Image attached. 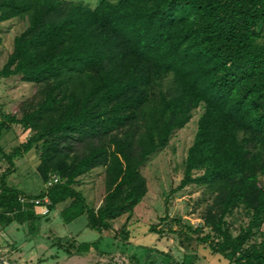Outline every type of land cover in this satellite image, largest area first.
<instances>
[{
  "label": "trees",
  "instance_id": "16d2710c",
  "mask_svg": "<svg viewBox=\"0 0 264 264\" xmlns=\"http://www.w3.org/2000/svg\"><path fill=\"white\" fill-rule=\"evenodd\" d=\"M15 19L26 28L0 83L17 77L37 90L0 119V161L10 166L0 177V232L13 223L34 229L36 208L19 199L48 196L50 212L71 201L65 223L85 215L91 230L117 238L114 223L148 193L143 167L202 109L177 190H205L210 232L183 226L179 243L231 264H264V0H101L95 8L0 0V24ZM13 126L30 137L7 153L1 143ZM33 148L43 182L59 180L37 197L6 181ZM99 168L106 194L93 207L77 187ZM238 212L249 222L234 235L228 218ZM56 241L70 255L97 245Z\"/></svg>",
  "mask_w": 264,
  "mask_h": 264
},
{
  "label": "rangeland",
  "instance_id": "374dc122",
  "mask_svg": "<svg viewBox=\"0 0 264 264\" xmlns=\"http://www.w3.org/2000/svg\"><path fill=\"white\" fill-rule=\"evenodd\" d=\"M83 3L92 8L101 0H66ZM116 1V0H111ZM26 24L12 20L0 24V69L7 62L14 49V39L22 33ZM37 88L35 84L25 83L17 77L5 79L0 83V119L4 114L16 112L19 105L32 98ZM202 109L194 113L192 121L183 130L174 133L169 146L153 155L142 169L148 182V193L133 215L124 216L114 223V232L99 233L88 227L87 216H81L72 223H65L61 213L70 206L71 201L61 203L48 216H43V207L36 208L39 216L34 229L29 223H13L0 232V259L6 264H231L221 255H212L208 249H192L181 246L176 232L183 226L203 227L205 236L210 232L204 228L202 215L209 200L203 188L191 185L177 190L185 175V160L193 144L198 129V119ZM29 132L20 126L5 135L2 146L10 153L15 147L24 144ZM40 150L33 148L15 160V171L7 177V183L24 193L37 197L46 191V184L37 171ZM10 168L0 161V177ZM77 189L84 195L90 206L99 207L106 194L104 169L94 170L81 178ZM176 190L174 193L173 191ZM168 216L161 223L160 219ZM180 219L181 224L173 220ZM234 235L249 222L243 213L229 217ZM154 227L156 230L151 231ZM172 229V231H170ZM264 230V225H263ZM187 232V230H186ZM124 234H128V239ZM69 241L74 244L97 243L89 252L70 255L56 241ZM184 240V238H182ZM195 251L199 253L194 255Z\"/></svg>",
  "mask_w": 264,
  "mask_h": 264
},
{
  "label": "built area",
  "instance_id": "2783aa9c",
  "mask_svg": "<svg viewBox=\"0 0 264 264\" xmlns=\"http://www.w3.org/2000/svg\"><path fill=\"white\" fill-rule=\"evenodd\" d=\"M59 180L58 178L54 177L52 180H50L47 184L46 187H52L54 184L58 183ZM2 193V187H1V180H0V194ZM19 202L22 204V206H29V205H33L35 208L38 207H43L44 211L42 212L43 216H48L51 212L49 209V205H50V199L48 196H45L43 198H39V199H35V198H30L28 196H22L19 199Z\"/></svg>",
  "mask_w": 264,
  "mask_h": 264
},
{
  "label": "water",
  "instance_id": "95a60500",
  "mask_svg": "<svg viewBox=\"0 0 264 264\" xmlns=\"http://www.w3.org/2000/svg\"><path fill=\"white\" fill-rule=\"evenodd\" d=\"M0 264H6V262L0 259Z\"/></svg>",
  "mask_w": 264,
  "mask_h": 264
}]
</instances>
